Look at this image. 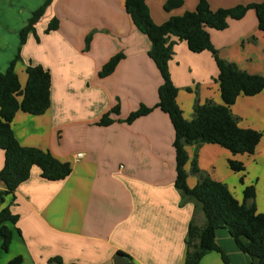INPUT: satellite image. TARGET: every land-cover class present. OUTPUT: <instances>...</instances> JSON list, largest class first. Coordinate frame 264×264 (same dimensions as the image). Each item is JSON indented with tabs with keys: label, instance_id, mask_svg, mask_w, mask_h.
<instances>
[{
	"label": "crops",
	"instance_id": "obj_1",
	"mask_svg": "<svg viewBox=\"0 0 264 264\" xmlns=\"http://www.w3.org/2000/svg\"><path fill=\"white\" fill-rule=\"evenodd\" d=\"M21 0H0V73L16 57L20 32L32 13L46 0H36L28 12ZM126 0H54L21 50L16 72L26 84L28 63L51 72V107L41 116L18 112L13 129L23 147L49 151L70 163L71 174L61 181L42 177L33 167L29 180L16 191L11 207L19 216L11 225L14 237L0 264L21 257L22 264H49L55 257L64 264H114L118 253L130 264H185L186 237L190 222L199 226L204 214L192 201L183 203L176 188L175 130L169 115L154 109L132 124L124 121L141 105L159 103L163 79L149 57V39L135 28L125 11ZM168 0H148L153 21L161 25L172 16L196 10L198 0H183L170 12ZM263 0H209L213 11L260 4ZM59 28L45 34L52 19ZM94 32L86 50V38ZM220 57L251 75L264 77V32L254 10L241 20H229L224 31L209 30ZM176 41L169 63L172 80L179 89L177 103L187 120L194 117L197 102L222 104L217 78L219 69L211 52L193 53L186 42ZM125 58L106 78L99 72L115 55ZM120 115L114 123L99 126L101 117L116 105ZM243 129L262 133L253 155L234 156L213 144L188 145L187 184L196 186L194 160L205 176L226 184L235 193L245 175L246 186L255 185L256 205L264 214V90L241 96L231 107ZM83 154L78 159L77 155ZM230 160L242 162L244 174L234 173ZM5 152L0 150V171ZM4 186L0 183V191ZM8 199L6 204H9ZM19 231V233L17 232ZM217 244L230 264H250L227 230L217 232ZM129 258H128V257ZM200 264H223L217 252L206 254Z\"/></svg>",
	"mask_w": 264,
	"mask_h": 264
},
{
	"label": "trees",
	"instance_id": "obj_2",
	"mask_svg": "<svg viewBox=\"0 0 264 264\" xmlns=\"http://www.w3.org/2000/svg\"><path fill=\"white\" fill-rule=\"evenodd\" d=\"M53 2L54 0H46L32 13L27 25L20 32L18 54L8 69L0 73V150L5 152V163L0 171V183L4 186L0 191V258L3 253L9 252L14 237L11 225H16L19 220V216L11 211L16 201V191L21 184L29 180L32 168H40L42 177L50 181L64 180L72 172L70 163L58 160L49 151L23 147L13 129V121L18 112L41 116L51 107V72L41 65L28 63L25 68L26 84L22 86L16 66L22 62L21 50L29 35H35L39 42L36 25ZM147 2L148 0H126L125 11L135 28L149 39L151 48L148 55L161 74L163 84L158 91L159 103L156 107L141 105L124 122L132 124L137 119L151 114L154 109H160L169 115L175 130L176 188L182 195L183 203L194 202L196 209H200L204 214L203 225H197L194 218L190 222L185 240V264H200L209 252L219 253L223 264H230L228 255L221 250L216 240L217 232L222 229L228 231L237 249L249 256L250 264H264V214L257 209L255 185L246 186L243 200L239 201L226 184L201 173L196 160L192 165V173L198 175L199 181L193 188L187 184L189 175L186 171L189 162L186 150L188 145H218L236 156L253 155L261 141V132L239 126L231 107L241 96L253 97L261 93L264 90V77L246 73L235 64L222 59L212 44L209 30L224 31L229 27V20H241L249 10H254L259 30L264 32V0L260 4L216 11L211 10L209 0H198L195 11H188L182 16H172L161 25L153 21ZM183 5V0H168L164 9L170 12ZM58 28L59 20L54 18L45 34H50ZM93 36L94 32L87 36L86 50L89 49ZM174 39L186 42L193 53L211 52L219 69L217 82L223 103L197 102L192 120L184 117L177 103L179 89L171 77L169 63L174 54ZM124 58L123 53L113 56L103 66L99 77L110 76ZM113 115H120L119 104L105 113L97 125H111L114 123ZM228 165L234 173L244 174L246 171L242 162L230 160ZM240 182L245 184V175L240 178ZM8 199L9 204H6ZM17 232L19 233L18 230ZM118 255L126 256L121 253ZM7 264H22V258L17 257ZM49 264L64 263L61 258L55 257L49 260Z\"/></svg>",
	"mask_w": 264,
	"mask_h": 264
},
{
	"label": "rangeland",
	"instance_id": "obj_3",
	"mask_svg": "<svg viewBox=\"0 0 264 264\" xmlns=\"http://www.w3.org/2000/svg\"><path fill=\"white\" fill-rule=\"evenodd\" d=\"M35 1L36 0H21V1H18V2L20 3V6L26 8V12H28V10H30L32 8V6H34ZM233 185L235 186V187H233V190L236 189L235 193H237V194L239 193L238 190L241 187H243V191H244V189L246 187V184H241V182L239 180L237 181V184L234 183Z\"/></svg>",
	"mask_w": 264,
	"mask_h": 264
},
{
	"label": "water",
	"instance_id": "obj_4",
	"mask_svg": "<svg viewBox=\"0 0 264 264\" xmlns=\"http://www.w3.org/2000/svg\"><path fill=\"white\" fill-rule=\"evenodd\" d=\"M114 264H130L125 256L118 255L114 260Z\"/></svg>",
	"mask_w": 264,
	"mask_h": 264
},
{
	"label": "built area",
	"instance_id": "obj_5",
	"mask_svg": "<svg viewBox=\"0 0 264 264\" xmlns=\"http://www.w3.org/2000/svg\"><path fill=\"white\" fill-rule=\"evenodd\" d=\"M82 157H83V154H78V155H77V158H78V159H80V158H82Z\"/></svg>",
	"mask_w": 264,
	"mask_h": 264
}]
</instances>
